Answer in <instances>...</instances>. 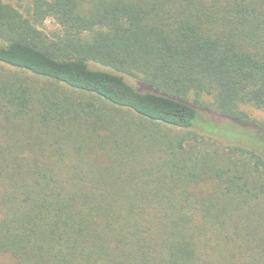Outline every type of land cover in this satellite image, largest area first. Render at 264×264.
<instances>
[{
  "label": "trees",
  "instance_id": "obj_1",
  "mask_svg": "<svg viewBox=\"0 0 264 264\" xmlns=\"http://www.w3.org/2000/svg\"><path fill=\"white\" fill-rule=\"evenodd\" d=\"M203 95L226 142L192 130ZM242 106L264 111V0H0V254L264 264Z\"/></svg>",
  "mask_w": 264,
  "mask_h": 264
},
{
  "label": "rangeland",
  "instance_id": "obj_2",
  "mask_svg": "<svg viewBox=\"0 0 264 264\" xmlns=\"http://www.w3.org/2000/svg\"><path fill=\"white\" fill-rule=\"evenodd\" d=\"M14 4L25 7L28 5L29 0H11ZM45 28L47 31H54L57 28L56 23L48 19L45 22ZM91 67L98 68L97 65H90ZM126 80L135 84V80L131 77L125 76ZM211 99L210 97L203 95L199 98L198 102L195 103L196 108L199 111V121L192 127V130L197 132L198 134L204 136H213L222 140L223 142L227 141V138L220 133V131L211 130V126L215 124L224 123V119L221 118L210 106ZM242 109L247 112V114L260 121H264V111L256 109L251 106H242ZM0 264H17L16 260L9 254H0Z\"/></svg>",
  "mask_w": 264,
  "mask_h": 264
}]
</instances>
